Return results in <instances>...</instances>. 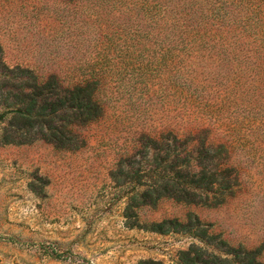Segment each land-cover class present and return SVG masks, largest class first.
<instances>
[{
    "label": "rangeland",
    "instance_id": "374dc122",
    "mask_svg": "<svg viewBox=\"0 0 264 264\" xmlns=\"http://www.w3.org/2000/svg\"><path fill=\"white\" fill-rule=\"evenodd\" d=\"M0 115V264H264V0H0Z\"/></svg>",
    "mask_w": 264,
    "mask_h": 264
},
{
    "label": "trees",
    "instance_id": "16d2710c",
    "mask_svg": "<svg viewBox=\"0 0 264 264\" xmlns=\"http://www.w3.org/2000/svg\"><path fill=\"white\" fill-rule=\"evenodd\" d=\"M91 91H92V85L87 83V84L82 85V86H76L73 88V90L68 91L66 93L67 95H70V102H71L70 105L68 106V108H70V109H81V110L85 111L86 115H89V117L86 120L89 123L92 122L93 120L97 119L100 116L98 106L95 104V102L91 101ZM13 113L15 115L14 116L15 119H21V117H23L21 109H18L16 111H14ZM54 114H55V110H53V112L51 113V116ZM0 120H2V115H0ZM47 130L49 132H51L50 136H52V134L55 133L54 132L55 127L52 125L51 118L49 121H47ZM55 140H58V139H56L55 137L49 139L50 142H53V143L55 142V144H56ZM57 147L61 148V146H57ZM200 176H201V179L198 181L199 184L198 185L195 184L194 186L199 191L208 192V188L206 186H204L203 184H205V182H207V181L209 184L210 181L208 180L207 176L204 173H200ZM217 185H218V192H220V190H224L222 188L223 183L219 182ZM170 224H173V222L172 221L171 222L170 221H164L161 224L151 225L150 228L152 230H155V231H160L163 228V226L170 225ZM189 262H190V264H197V263H195L196 261H194V259L189 260ZM204 264H209V263L206 262ZM257 264H261V263H257Z\"/></svg>",
    "mask_w": 264,
    "mask_h": 264
}]
</instances>
